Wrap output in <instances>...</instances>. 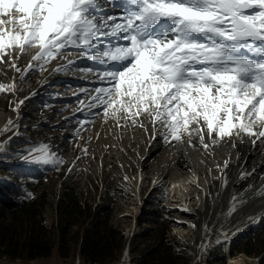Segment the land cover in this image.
Returning <instances> with one entry per match:
<instances>
[{
    "label": "snow or ice",
    "instance_id": "1",
    "mask_svg": "<svg viewBox=\"0 0 264 264\" xmlns=\"http://www.w3.org/2000/svg\"><path fill=\"white\" fill-rule=\"evenodd\" d=\"M29 48L36 51L20 69L12 53ZM53 61V72L83 73L86 81L74 94L82 107L73 139L103 115L120 130L148 132L150 124L153 141L204 155L222 143L239 147L245 137L254 147L264 144V0H0V63L24 80ZM14 87L0 84V92ZM13 127L9 121L0 135ZM7 143L0 142V152ZM28 152L18 155L41 167L64 163L48 144ZM228 164L216 165L219 190L206 193L213 209L229 184ZM252 174L241 171L239 179ZM244 202L233 196L226 212L215 213L217 221ZM214 228L202 225L208 242L198 246L196 264L213 245L227 244L229 231L221 225L213 241Z\"/></svg>",
    "mask_w": 264,
    "mask_h": 264
},
{
    "label": "rangeland",
    "instance_id": "2",
    "mask_svg": "<svg viewBox=\"0 0 264 264\" xmlns=\"http://www.w3.org/2000/svg\"><path fill=\"white\" fill-rule=\"evenodd\" d=\"M17 51V53L12 54H14V57L16 54L19 56L16 64L17 67L23 69L28 65L36 50L29 48L23 54L19 53V50ZM59 63L63 64L65 61L61 60ZM55 67H57V61L49 64L47 71H36L34 74L28 75L26 79L21 80L22 72L15 71L7 63H0V84L15 86L14 90L6 88L4 92H0V128L8 126L9 121L14 122L12 130L2 135L3 142L9 141V143L0 152V183L13 179L14 186L23 185L25 188L29 186L28 193L31 194L43 192L41 190L48 188L52 191L49 199L50 203L54 204L58 185L67 173L70 175V178L68 177L70 181L73 177L79 179L78 189L87 199L90 194L92 195L90 188L91 185H94L93 183L100 187L103 181L110 182L113 186L121 187L124 191L122 199L118 197L113 201L114 206L110 211V222L120 233L122 248L114 260L105 264H116L120 260L125 235L129 231L131 234L128 233L127 236L129 235L131 241L126 260L129 264H138L139 254H142L150 242H144L136 237L146 230L153 229L152 224L156 222H163L166 225L165 228L168 227L170 236L177 241L176 247L178 245L186 247L189 257H186L185 261L186 264H191L192 254H194L193 244L202 226L201 217L199 218L202 203L200 201L197 205L196 200L192 198L193 195H190L189 198L186 192L171 191V179L168 176L155 181L151 174V171L159 165H163L165 171L173 174L180 158L176 156V149L164 142L165 150L150 154L148 149L151 144V132L149 130L148 132L140 128H128L127 131L120 130L116 128L114 123H112L114 125L111 123L109 125L108 122V124L105 123L104 117L99 122L97 120L89 125L91 128L90 133L83 132L82 137L73 139V132L79 127L75 122L80 115L78 108L82 107L74 95L79 89L73 87V92L70 85L67 88L63 87L65 92H56V86L61 88L60 85L66 82L65 80L61 81L64 75L57 76L58 78L54 77L55 72H53V69ZM20 101H23V104H20ZM18 104L19 107H16ZM89 135L91 136L90 141H88ZM86 141H88L87 155H84L83 150ZM41 143L48 144L51 152L63 159L64 163L59 166L58 170H53L50 166L41 167L30 163L24 158V156L30 155L28 149ZM129 144L135 150L129 147ZM111 149H115L120 154L123 152L122 154L125 155L123 157H113L111 156ZM254 149L256 152L253 153L255 156H259L261 165H253L257 157H250L248 164H246V155L240 157L242 163L246 160V169L255 168L256 172H253L250 179H246L236 187H232L235 195L242 194L249 189V186L256 185L264 175V144L258 143ZM200 150L202 149L197 148L195 154L203 153V150ZM19 153H24V156L18 155ZM81 156H83V159L78 160L77 158ZM203 158H206L205 162L212 169L213 177H216L219 174L216 165L223 166L225 160L232 163L236 157L228 154L224 157H218L216 161L214 157ZM3 166L7 169L3 170ZM228 167H230V164H228ZM70 168H72V171L69 173ZM34 173L41 175L39 181L34 180L32 177ZM136 174L137 178L141 177L138 187L135 186ZM125 177H127V180H125ZM28 193L24 194L26 199L31 198ZM98 199L95 197L94 201L97 202ZM222 199L225 201V196ZM157 202L158 206H156ZM251 202L252 200H249V204ZM218 207L221 206L216 205L213 209L210 205L206 209L209 212L205 216L206 221L215 224L214 232L216 233H218L221 225L224 229H228V221L231 219V217L221 218L217 221L215 213L227 211V208L220 211ZM44 211L43 215L45 217L42 218V222L39 219L36 220L37 225L34 230L42 239L54 245L51 256L48 259L36 261L20 259L11 261L0 257V264H86L78 257L79 239L83 233L84 221L77 222L69 230L66 242L61 244L56 223V209L52 205V207H46ZM210 212L212 213L211 217ZM240 212L241 209L239 208L232 218L235 219ZM244 212L246 210L242 211V213ZM23 221L24 219L18 215L5 214L2 223L3 225H13L19 228ZM25 222L28 223L27 220ZM29 222L31 223V221ZM192 225H196V227L193 228ZM242 249H247L250 255H247ZM231 252L233 257L243 256L246 263H248L247 259H252L257 264L258 262L264 264V219L258 221L255 227L245 229L243 233L236 237L233 240L230 255H232ZM204 264H228L226 257L222 254V245L216 246L209 253Z\"/></svg>",
    "mask_w": 264,
    "mask_h": 264
},
{
    "label": "trees",
    "instance_id": "3",
    "mask_svg": "<svg viewBox=\"0 0 264 264\" xmlns=\"http://www.w3.org/2000/svg\"><path fill=\"white\" fill-rule=\"evenodd\" d=\"M2 169L7 168L3 166ZM32 177L38 181L41 179L39 173H34ZM68 177L70 178V175L67 173L58 185L54 204L50 203L52 191L48 188L41 190L43 192L33 193L30 199H26L24 194L29 192V186L26 188L23 185L14 186L13 179L0 183V257L11 261L48 259L54 245L42 239L34 228L37 225L36 220L42 222V218L45 217L43 212L46 207L52 205L57 212L56 223L61 244L66 242L69 230L83 220L84 228L79 239L78 257L86 264H105L117 257L122 242L120 233L110 222V211L114 206L113 201L118 197L122 199L123 189L107 181H103L100 187L93 183L90 188L92 195L90 194L87 199L78 189L79 179L73 177L70 181ZM95 197L99 198L97 202L94 201ZM158 205L157 202L156 206ZM5 214L18 215L24 221L19 228L3 225ZM152 227L153 229L146 230L136 237L144 242H150L142 254H139L141 259L139 258L138 264H186V257H189L186 247L182 245L176 247L177 241L170 236L168 227L165 228L163 222L153 223ZM242 250L250 255L247 249Z\"/></svg>",
    "mask_w": 264,
    "mask_h": 264
},
{
    "label": "bare ground",
    "instance_id": "4",
    "mask_svg": "<svg viewBox=\"0 0 264 264\" xmlns=\"http://www.w3.org/2000/svg\"><path fill=\"white\" fill-rule=\"evenodd\" d=\"M28 53L31 54L30 51H28ZM12 55L14 56V54H12ZM16 56H17V54H16ZM67 59L68 60H72L74 58L69 56V57H67ZM81 63L82 64H87L89 62L84 61V62H81ZM53 75L56 78H58L57 76L60 77L61 75L62 76L64 75L63 78L61 77L62 78L61 81L65 80V82H66V83L60 85V86H62L61 88H57L55 91H57V90L61 91V90H63V87H67L68 85H71L72 88L76 87L78 89H80L83 86H86V81H84L81 78L83 76V73L77 72V73L73 74V73L69 72L67 74L54 73ZM52 81H55V80H52ZM88 86H91V85H88ZM56 87H59V86H56ZM73 92H74V88H73ZM15 111L17 112V109ZM102 118H103V115L97 117L95 119V121L98 120V122H99V120L102 119ZM108 123L110 125V123L112 124L114 122L109 120ZM112 125H114V124H112ZM151 128H152V126L149 124L148 125V129H149L150 132H151ZM124 131H127V129H124ZM0 132H2L1 128H0ZM0 137H1V135H0ZM244 140H245V143L240 145L239 147H236V148H233L231 146V144H223L222 143L221 145H219L215 149H213V154L209 155V156H204L203 153H199V154L196 153L195 154L196 149L189 148L187 146H176V147H174L176 149V152H177L176 156L178 158L179 157L180 158H179V163H178V165L176 167V170L174 171L175 173L173 172V174H171V173L169 174V172L165 171L163 165H159V166H156L151 171V174L153 175V178H155V181H157L159 178H163V177H167L168 176L171 179L170 180L171 181V184H170L171 191L179 190V191L186 192V194L189 196V198H190V195H193L192 198L196 200L197 205L201 201V203H202L201 214L202 215L199 214V218L201 217V222L203 224V223L206 222L205 216L209 212V211L207 212L206 209L209 208L210 205L212 206L210 200L206 196V193L207 192H214L215 193L216 191H218L219 190V183H220L218 180H214L213 179L214 178L213 177L214 174H212V172H211V174H209L208 170L210 168L208 167L207 163L205 162L206 158H203V157H214L215 161L217 160L218 157H224V156H227L228 154H231L234 157H236L235 160L232 163H229L230 167H228V169H227L228 177H229V184H228L227 188L224 190V192L222 193L221 197L219 198V203L217 204V206L218 205L221 206V207H218L219 210L220 211H224L225 208L228 209L229 204L231 202V198L233 196H236L237 198H241V199H243L245 201L244 204L240 207L241 212L235 218L234 222H230L231 219H229V221H228L229 222L228 223L229 226H228V229H226V230L229 231L231 229L229 231V237H230V236L234 235V228H236V227H234L235 226L234 225L235 222L238 223V222L241 221L242 223H244V222L250 220L249 217H251V218L254 217L256 212L264 209V179H262V177H264V175L261 177L260 181L256 185H254L250 189H247L242 194L235 195L234 192H233V189H232V187H236L237 185H239L240 183H242L244 181V180H240L239 179V175H240L241 171L253 173L254 172L253 170H256L255 168H253V169H251V168L250 169H246L245 168V165L249 163V158L250 157H257V156H255V154L253 153L255 151V149L252 146L251 140H249L247 137H245ZM150 141H151V144H150V148L148 149L150 154H156V153H158L159 150H165L166 149L165 148V144H164V142L162 140L153 141L151 139ZM237 143H239V142L237 141ZM258 143L259 142H257V144ZM128 146L132 147L130 144ZM124 147H126V146L124 145ZM111 150H112V155L111 156H113V157H119V156L123 157V155H125V154H122L123 152L121 153L122 154L121 155L120 152H117L115 149H111ZM170 151H168V152H170ZM200 151H202V150H200ZM244 155H246V157H247L246 158L247 162L245 160L246 164H245V162L242 163L241 160H240V157H242ZM258 157L255 160L256 162L255 163L253 162L254 166H260L261 165V162H259V158ZM165 168H167V167H165ZM247 179H250V177H248ZM140 181H141V177L137 178V174H136L135 186H136V183H137V185H139ZM213 185H215L216 187L213 188ZM223 196H225V201H223V199H222ZM249 200H252V202L250 204H249ZM243 210H246V212L242 213ZM129 233L131 234L130 231H129ZM198 233H199V231H198ZM127 237H129V235ZM229 237H228L227 244L226 245H222L223 255H224V257H226V260L228 261V264H257L252 259H247L246 261L248 263H246L244 257L241 256V255H240V257L239 256H237V257L231 256L229 253H230L232 245H233V239L229 238ZM197 241H198V239L197 240L195 239L194 253H198V246L199 245H198V243L196 244ZM128 251H129V249H128ZM193 256H194V254H193ZM125 259L126 258H123V259L120 258V260L117 263L120 264V262H121V263L124 264ZM191 264H196V261H192ZM200 264H204V261H201Z\"/></svg>",
    "mask_w": 264,
    "mask_h": 264
},
{
    "label": "water",
    "instance_id": "5",
    "mask_svg": "<svg viewBox=\"0 0 264 264\" xmlns=\"http://www.w3.org/2000/svg\"><path fill=\"white\" fill-rule=\"evenodd\" d=\"M137 184V183H136ZM138 199V198H137ZM262 217H264V209L263 210H260V211H258V212H256V214L254 215V217H252L250 220H248V221H246V222H244V223H242L241 221L240 222H238V223H234V227H236V228H234V235H232V236H230L229 238H232L233 240L236 238V237H238L241 233H243L244 232V230L245 229H247V228H250V227H254L257 223H258V221L259 220H261L262 219ZM231 220L234 222V218H231ZM201 225H203L202 224V222H201ZM231 230V229H230ZM229 230V231H230ZM129 232H126V235H125V243H124V245H123V253H122V255H121V259H123V258H125L124 257V253H125V251H127L128 250V247H129V245H130V241H131V238L130 237H127V234H128ZM216 234H218V233H216V232H214V234H213V236H212V240L214 241L215 240V235ZM198 239V241L196 242V244L198 243V245H200L201 243H207L208 241L207 240H205V238H204V234H203V230H202V226L200 227V229H199V233H197V235H196V240ZM194 246H195V242H194V244H193ZM194 246H193V251H194ZM215 246L216 245H213V247H211L210 249H208L204 254H203V256H202V258H201V260H200V262L201 261H204L205 262V260H206V258L208 257V254L215 248ZM194 253V252H193ZM197 255H198V253H194V256H193V254H192V261H196V257H197ZM118 264V263H117ZM120 264H123V263H121L120 262Z\"/></svg>",
    "mask_w": 264,
    "mask_h": 264
}]
</instances>
